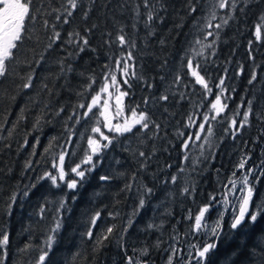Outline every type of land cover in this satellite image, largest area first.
Wrapping results in <instances>:
<instances>
[{"label": "trees", "instance_id": "trees-1", "mask_svg": "<svg viewBox=\"0 0 264 264\" xmlns=\"http://www.w3.org/2000/svg\"><path fill=\"white\" fill-rule=\"evenodd\" d=\"M61 2L39 0L37 7L43 11L33 13L35 20L26 21L27 30L17 53L22 62L12 64V74L0 83V230L9 233L3 264H36L38 249L45 247L57 219L61 227L54 237L50 264H126L125 256H136L144 247L149 248V255L143 258L149 264H167L170 245L183 249V260L177 258L175 264H188L185 259L190 246L195 254L199 246L208 243L190 231L193 221L188 219L189 214L195 216L212 195L218 196V202L222 199L224 185L242 174L232 175L242 157H250L248 165L257 173L264 161V24L260 39L255 38L254 31V26L262 23L259 17L264 13V0H251L250 5H244V11L237 10L235 18L220 30L214 47L203 50L194 40L200 38L209 44L213 37L205 39L200 35L197 21L202 27L211 0H193L197 12L192 14L188 13L186 0H162L166 6V11L160 12L163 22L156 20L148 27L146 10L141 7L138 18L132 11L138 0H96L87 20L82 12L91 0H84V7L74 13L70 24L56 22L63 39L46 51L52 32L44 28L43 20H52L55 13H47L60 7ZM217 12L214 24L221 22L227 10ZM92 24L97 27L87 33ZM121 24L136 44L132 49L134 59L128 61L135 66L130 72L136 73L128 77L130 87L117 74L121 90L128 93L124 96V110L131 114L130 109H135L137 115L147 112L151 122L161 125L159 130L151 123L146 130L137 125L132 133L121 136L105 130L98 106L86 117L87 107H80L90 104L105 77L116 74L114 61L124 62L126 51L115 42ZM73 30L87 35L89 47L85 51L79 52L75 43H68L66 34ZM109 39L113 43L106 44ZM193 47L203 55L195 56ZM189 58L194 67L199 62L198 70L208 80L212 93H205L194 83L185 64ZM69 65L72 71H67ZM61 68L65 69L63 73ZM30 73H34L33 87H18ZM253 74L256 79L249 83ZM177 76L182 78L178 82ZM220 79H224L222 87L230 98L222 97L228 109L216 116L210 101L214 102L219 94L214 85ZM162 95H168V101L160 100ZM248 100L253 101V115L243 129L236 131L231 120L235 117L240 123ZM204 115L209 116V122L201 131L198 125L204 123ZM97 126L116 139L109 148L101 149L99 161L94 158L97 166L86 174L82 185L69 190L63 186L54 188L48 181L37 183L38 176L52 170V162L61 152L69 153L66 171L81 164L90 154L87 140L99 137L91 131ZM185 141L187 149L182 148ZM140 151L148 156L147 168L140 167L145 162L138 156ZM26 162H31L32 167H26ZM172 175L177 176L175 184L163 183ZM101 176L113 178L105 182ZM69 178H75L74 174L69 173ZM32 184L36 187L31 188ZM126 184L132 185L131 190H124ZM142 186L153 188L154 195H144ZM185 186L195 191L181 195ZM256 190L264 195V176ZM25 191L27 196L23 195ZM13 194L16 199L9 209ZM140 198L145 199V206L134 215ZM61 200L66 201V209L57 216ZM96 213L100 216L93 225ZM213 215L214 212L211 218ZM229 224L228 220L222 223L223 235L208 264H264L258 255H249V250L257 254L260 251L254 245L258 243L257 234L264 232V219L252 231L241 233L233 232ZM109 227L113 233L102 248H97L96 239ZM89 230L92 238L87 236ZM157 241L160 247L153 248ZM237 251L241 254L236 255Z\"/></svg>", "mask_w": 264, "mask_h": 264}, {"label": "snow or ice", "instance_id": "snow-or-ice-1", "mask_svg": "<svg viewBox=\"0 0 264 264\" xmlns=\"http://www.w3.org/2000/svg\"><path fill=\"white\" fill-rule=\"evenodd\" d=\"M39 0H0V83H3L4 80L8 79V77L12 74L11 73V65L14 63H20L17 59V53L19 52L21 42L23 40V34L27 30L26 28V21L31 22L36 19V16L33 13L39 14L43 9L38 8ZM187 3V10L189 14L196 13L197 7L193 0H186ZM96 4V0H91L90 4L88 5V9L82 12V16L85 20L89 18L91 11H93ZM251 0H211L207 11L204 13L203 16V25L201 27V22L197 21V32L204 36L206 39L207 37H213L212 43L204 44L202 43L200 38H196L194 40V44L201 45V49L205 48H213L216 40L220 38V30L228 25L229 20L235 18V12L237 10L244 11V5H250ZM103 7H107V5H102ZM127 5H121V7H126ZM84 7V0H62L60 7L52 8L51 12L47 13L48 15H52V20L44 19L43 26L45 29H50L52 35L48 37V43L45 46V50L51 49L53 45L57 41H61L63 39L62 34L60 31H57L59 24L68 25L71 23V17L74 13L80 11ZM143 7L146 10V23L145 27H148L149 24L153 23L156 20L163 22L164 17L160 15L161 10L166 11V6L163 4L162 0H138L135 4L132 11L135 13V17L138 18L140 15V9ZM218 9H226L227 12L225 13L224 17H221L220 23H213L217 19ZM261 24H256L254 26L255 31V38L260 39L262 34V24H264V13H262L259 17ZM97 27L96 24H92L91 27L86 29L87 33H91L93 29ZM133 29L136 28V24L133 23ZM215 29V31H212ZM68 43L72 44L75 43L78 47L79 52L85 51L86 48L89 47V40L87 35H81L80 32L73 30L68 32ZM108 36H111V33H107ZM127 37V39H126ZM115 42L126 51V57L124 58V62L122 63L120 60L114 61V68L122 75L123 77V84L125 86L128 85V77L132 76L135 77V71L130 72V68H134V64H129L128 61L133 60L134 57L132 55V49L136 47L135 41L132 37L125 31V25L121 24L118 29V33L115 37ZM106 44H111L113 41L111 39L105 41ZM192 53L195 56L199 57L203 55V51L196 52L195 48H192ZM214 54V53H213ZM186 56L189 55L188 52L185 53ZM43 59V56H41ZM166 63V61H165ZM187 69L190 70L191 77L194 78V83L201 86L205 93H212V88L209 86L208 80L205 79V76L201 74L198 70L200 68L199 62L196 63V66H193V60L191 58L187 59L186 62ZM65 71L64 68H61V72ZM67 71H72L71 65H69ZM243 69L241 68V72ZM33 76L34 73H30L27 76L23 77V82L18 85V87L23 89H30L33 87ZM161 79H163L161 77ZM176 81L178 82L182 79L180 76H177ZM256 79V75L253 74L249 83ZM109 80L111 81V85L109 84ZM95 81H93L94 83ZM224 79H220L217 84L214 85L219 90V94L215 95L214 102L210 101L211 109L215 111V115L219 116L220 114L224 113L226 109H228V104L223 102L222 97L224 100L229 99L230 97L226 96L227 89H224L222 86L224 85ZM118 84L117 76L115 74L105 77L103 83L99 87V91L95 96L91 98L90 104L87 106L81 104L80 107H87V111L84 113L86 117L88 113L93 112V109L97 106L99 101L101 100V94L109 93L110 86H116ZM47 88V85H44ZM91 88V85H89ZM235 91L234 89L232 90ZM127 92L120 91L119 95L117 96V106L120 105L121 98L127 96ZM183 99V97H181ZM162 101H168V95H162L160 98ZM147 103V101H145ZM253 101L248 100L247 102V110L243 113V118L240 123H237L235 117L231 120V125L236 131H240L249 123V117L253 115ZM244 105L241 104L240 107ZM63 111V109H60ZM132 119L130 122H125L124 124H115L111 123V117L107 113V105H105V111L101 113L105 119V127L109 130V132H114L119 135H124L125 133H132L133 129H136V126L139 125L142 129H149L150 123L151 126L159 130L161 128L160 124L155 122H151L147 112L141 111L139 115L135 109H130ZM239 115V113H237ZM37 119V124H39L40 119ZM191 120V117H189ZM204 123L198 125L201 131H204L205 124L209 122V116L204 115L202 117ZM215 119V116L212 117ZM79 120H77V123ZM139 130V129H137ZM94 133H99L105 143L101 145L100 141L97 139L89 138L87 143L90 148V154L86 155L83 159L81 164H76L74 167H70L68 171L65 170V160L66 156L69 155L67 151L61 152L58 155V158L52 162L51 168L52 170L45 171L42 175L37 177V183L40 181H48L50 182L51 186L54 188H61V186L69 189V190H76L79 185H82L84 180L86 179V174L90 173L92 170L96 168V163L93 162V157H97V161H99V153L101 148L107 149L110 145L113 144V141L116 139L115 136L109 138V136L104 135L101 131L100 127H94L91 129ZM209 134H211V129L208 130ZM158 134L157 133H154ZM11 135V132H9ZM191 137H188V140H191ZM197 140L200 139L199 136L196 137ZM26 143V142H25ZM71 143V141H69ZM188 142L185 141L182 144L183 149L188 148ZM10 147V145H8ZM138 156L144 158L143 163H141L140 167L147 168V160L148 156L144 151L138 152ZM185 160L188 157H184ZM250 157L245 156L242 157L239 163L236 166L235 171L233 172V177L236 176L237 172H241L242 175L238 178L239 184V197L236 206L232 209V217L229 224L230 229L235 233L247 232L252 231L257 223L264 219V195H260L257 193L256 186L260 182V177L264 176V161L261 162L260 168L261 171L257 173L253 167L248 165V160ZM87 167H83V166ZM246 165L247 168H246ZM26 167L31 168V162H26ZM83 167V170H81ZM167 167H171V165H167ZM183 171V169H181ZM55 172V174H54ZM69 173L74 174L75 178H69ZM113 177L110 176H101V181H109ZM177 182V176L172 175L169 180H165L163 183H172L175 184ZM31 188H35L36 184H32ZM143 187V194L147 196L154 195L153 188L142 186ZM132 185L126 184L124 190H131ZM226 189L225 192L220 194L225 201L228 203V195H231L234 199L237 198V180H230L228 183L224 185ZM139 191V189H137ZM195 191L194 187L185 186L181 189V195H191L192 192ZM23 195L27 196L28 192L25 191ZM15 194L9 199V209L11 205L15 202ZM218 202V197L212 195L209 197L208 202L201 206L198 209V213L195 216H192L191 213L189 214L188 219L193 221L190 231L200 232L202 229L207 228L208 232L213 237L212 242L205 243L202 246L197 248L195 256H190L188 264H191V260L195 259L196 264H208L210 259V254L215 251L218 247V242L220 237L223 235V227L221 224L220 219L214 222L213 225L209 226L206 221L205 217L206 214H209L210 211L215 207L216 203ZM145 206V199L140 198L138 201V207L134 211V215L138 214L139 209H142ZM66 209V201L61 200L59 202V206L56 209L57 216L60 215L61 210ZM41 214H43V209L41 210ZM100 214L96 213V215L92 219V224L95 225L96 220L99 218ZM222 219V217H221ZM132 222L129 221L128 227H131ZM61 223L59 219L55 221V228L50 229L49 231L52 233L48 236L47 240L45 241V247L43 249H38L39 255L36 261V264H50V252L54 246V237L57 231L60 229ZM152 227V225H149ZM127 231V229H125ZM113 233V228L109 227L106 230V234L101 235L99 238L96 239V246L97 248H102L105 244V241L109 239L111 234ZM87 236L92 238L93 232L89 230L87 232ZM260 237H264V232H260L257 234L258 243L254 245V247L259 248V253L252 252L249 250L250 256H259L261 261H264V240H260ZM160 241H157L153 248L160 247ZM9 244V233L6 230H0V264H3V258L7 256L6 246ZM123 248V246L121 245ZM191 247V246H190ZM124 251H127L124 249ZM167 251L170 252V255L167 259V264H173L174 260L180 258L183 260V249L169 246ZM242 251V249H241ZM138 255L136 256H125L126 264H149L148 260L143 259L149 255V248L144 247L138 250ZM241 252L237 251L236 255H240Z\"/></svg>", "mask_w": 264, "mask_h": 264}, {"label": "rangeland", "instance_id": "rangeland-1", "mask_svg": "<svg viewBox=\"0 0 264 264\" xmlns=\"http://www.w3.org/2000/svg\"><path fill=\"white\" fill-rule=\"evenodd\" d=\"M117 74H118V71L116 72L115 75L117 76ZM117 81H118V84L116 86H110L109 87V93L111 95H109L108 93L101 94V100L97 104L101 113L105 111V105H107V113L111 117V123L113 125L124 124L126 121L130 122L132 119V115L127 114L124 110V97L121 98L120 105L117 106V96L119 95V92L122 91L121 86L119 85L120 82H119L118 78H117ZM109 84L111 85L110 80H109ZM103 121H104L103 124L105 127L106 122H105L104 116H103ZM105 130L109 131L106 127H105ZM98 135H99V137L96 139L100 141L101 145H103L104 141H103V139L99 133H98ZM94 158H95V156L93 157V160H94ZM235 180H237V198L234 199L231 195H228V197H227V199L229 201L228 203H225L223 198L219 202H217L215 207L210 211V213L206 214L205 221L209 226L213 225L214 222H216L218 219H220L221 224L225 220H228L229 222L231 221L232 209L236 206V203L238 202V197H239L238 179H235ZM212 212H214V215L211 218L210 214ZM221 217H222V219H221ZM197 233L200 236L204 237L206 239L205 241L208 240V243H210L211 242L210 240L213 239L211 234L208 232L207 228H204L200 232H197ZM195 254H194L192 247H190L186 253L187 258L185 259V261L188 262L190 259V256H195ZM173 263L175 264L176 260H174Z\"/></svg>", "mask_w": 264, "mask_h": 264}, {"label": "bare ground", "instance_id": "bare-ground-1", "mask_svg": "<svg viewBox=\"0 0 264 264\" xmlns=\"http://www.w3.org/2000/svg\"><path fill=\"white\" fill-rule=\"evenodd\" d=\"M218 197V196H217ZM264 225V224H263Z\"/></svg>", "mask_w": 264, "mask_h": 264}]
</instances>
